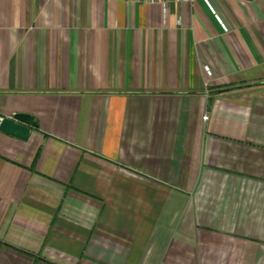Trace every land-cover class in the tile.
I'll list each match as a JSON object with an SVG mask.
<instances>
[{"label":"crops","instance_id":"crops-1","mask_svg":"<svg viewBox=\"0 0 264 264\" xmlns=\"http://www.w3.org/2000/svg\"><path fill=\"white\" fill-rule=\"evenodd\" d=\"M14 114L0 264H264V0H0Z\"/></svg>","mask_w":264,"mask_h":264},{"label":"water","instance_id":"water-1","mask_svg":"<svg viewBox=\"0 0 264 264\" xmlns=\"http://www.w3.org/2000/svg\"><path fill=\"white\" fill-rule=\"evenodd\" d=\"M31 128H36V123L34 118L27 114H14L9 118H0V133L10 138L25 141Z\"/></svg>","mask_w":264,"mask_h":264},{"label":"built area","instance_id":"built-area-1","mask_svg":"<svg viewBox=\"0 0 264 264\" xmlns=\"http://www.w3.org/2000/svg\"><path fill=\"white\" fill-rule=\"evenodd\" d=\"M127 2H137V3H142V4H152V3H166L167 0H125ZM174 2H187V3H195L196 1H203L205 4H209L210 0H171ZM207 116L204 115L202 117V120H206Z\"/></svg>","mask_w":264,"mask_h":264}]
</instances>
